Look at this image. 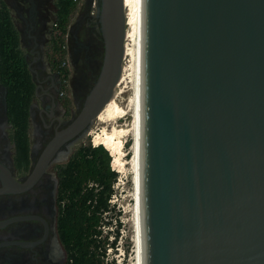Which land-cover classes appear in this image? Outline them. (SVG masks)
Listing matches in <instances>:
<instances>
[{
	"label": "water",
	"instance_id": "water-1",
	"mask_svg": "<svg viewBox=\"0 0 264 264\" xmlns=\"http://www.w3.org/2000/svg\"><path fill=\"white\" fill-rule=\"evenodd\" d=\"M93 2L95 13L92 16ZM43 103L33 176L15 173L0 83V264H64L53 160L69 158L124 68L126 0H83L77 111L60 122L47 49L54 0H8ZM21 39H19V42ZM137 233L140 264H264V0H140Z\"/></svg>",
	"mask_w": 264,
	"mask_h": 264
},
{
	"label": "trees",
	"instance_id": "trees-1",
	"mask_svg": "<svg viewBox=\"0 0 264 264\" xmlns=\"http://www.w3.org/2000/svg\"><path fill=\"white\" fill-rule=\"evenodd\" d=\"M54 1L60 9L56 10L55 19L59 38L77 0ZM0 80L7 86L10 122L21 154L26 150L27 107L33 85L19 48L18 33L5 11H0ZM104 148L82 143L60 168L57 199L64 264H104L102 230L107 224L104 215L110 210L112 185L117 176L110 168L112 159Z\"/></svg>",
	"mask_w": 264,
	"mask_h": 264
},
{
	"label": "flooded vegetation",
	"instance_id": "flooded-vegetation-1",
	"mask_svg": "<svg viewBox=\"0 0 264 264\" xmlns=\"http://www.w3.org/2000/svg\"><path fill=\"white\" fill-rule=\"evenodd\" d=\"M94 8L92 10V16H94L95 13ZM74 10L69 15L68 21H66L65 32L59 38L57 37L58 25L56 24L55 19L50 21L53 26L51 41L43 44L48 50L46 65H51L49 73L61 74L62 93L59 95L60 108L66 109L67 111L60 115V122H70L77 111V58L74 30L80 9L76 11L75 14ZM0 11H5L7 13L12 26L17 31L19 39H21V41L19 42V48L21 49L23 59L26 64V69L30 74V80L33 85L32 97L27 107V127L25 130L26 150L24 153L20 154L17 150L14 139V130L10 122L14 169L15 173H18V182H25V178L33 176L35 166L39 165V161H36L35 154L33 104L38 102L40 110H44V107L31 69L30 47H24L23 27L26 21L18 17L16 7H10L8 0H0ZM52 11L56 16V10ZM59 57L61 58L59 59ZM64 71L66 72V74H63ZM0 83H2L1 80ZM87 132L85 133V135L87 134ZM83 138L81 139L77 147L82 144ZM68 159L69 158L53 160L52 164L46 166V170H55L56 188L60 168L64 164H66Z\"/></svg>",
	"mask_w": 264,
	"mask_h": 264
},
{
	"label": "bare ground",
	"instance_id": "bare-ground-1",
	"mask_svg": "<svg viewBox=\"0 0 264 264\" xmlns=\"http://www.w3.org/2000/svg\"><path fill=\"white\" fill-rule=\"evenodd\" d=\"M126 8H129V38H126L128 47L126 52H123L124 68L121 70L118 81L113 89L111 97L108 99L101 115L95 120L103 123L105 128L101 133L94 136V146L101 145L108 149L109 155L112 158L111 166L119 171L124 170V164L128 163L129 172L131 174L132 190H133V212H134V245L136 248V262L139 263L138 252V233H137V205L139 195L137 193V172H138V110H137V67H138V43H139V19H140V0H126ZM129 81L130 96L126 100L125 106H122L118 101L119 95L124 91L122 88H127ZM129 115V123L118 125V120ZM108 126L110 128L108 129ZM130 136L131 157L128 162H125L122 151V138ZM93 143V142H92ZM96 147V146H95Z\"/></svg>",
	"mask_w": 264,
	"mask_h": 264
},
{
	"label": "rangeland",
	"instance_id": "rangeland-1",
	"mask_svg": "<svg viewBox=\"0 0 264 264\" xmlns=\"http://www.w3.org/2000/svg\"><path fill=\"white\" fill-rule=\"evenodd\" d=\"M83 0L76 1L74 14L81 8ZM94 7V2H93ZM123 93L119 95L118 101L125 106L127 98L130 96L129 81L128 86L124 85ZM129 115H125L118 120V125L129 123ZM106 125L95 120V124H91L87 134L84 136L82 143L94 146V136L101 133ZM110 126H108V129ZM93 142V143H92ZM131 137L122 138L123 160L128 162L131 157L130 152ZM129 144V145H128ZM128 145V146H127ZM96 146V145H95ZM108 150V149H107ZM128 155L126 156V153ZM112 159V158H111ZM111 164V162H110ZM113 167V166H112ZM111 168V166H110ZM116 170V180L112 185V195L110 197V210L104 215L107 224L103 227L102 238L105 243L104 264H134L136 261V248L134 245V200L131 174L129 172L128 163L124 164V170ZM106 243H111L107 245Z\"/></svg>",
	"mask_w": 264,
	"mask_h": 264
},
{
	"label": "built area",
	"instance_id": "built-area-1",
	"mask_svg": "<svg viewBox=\"0 0 264 264\" xmlns=\"http://www.w3.org/2000/svg\"><path fill=\"white\" fill-rule=\"evenodd\" d=\"M94 8V7H93ZM110 166H111V164H110ZM111 169H113V167L111 166Z\"/></svg>",
	"mask_w": 264,
	"mask_h": 264
}]
</instances>
